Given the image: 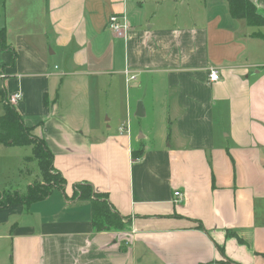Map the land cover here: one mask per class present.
<instances>
[{"label":"crops","instance_id":"obj_1","mask_svg":"<svg viewBox=\"0 0 264 264\" xmlns=\"http://www.w3.org/2000/svg\"><path fill=\"white\" fill-rule=\"evenodd\" d=\"M43 2L37 33L0 12V115L20 93L65 184L0 207V264H264V26L227 0ZM27 146L0 142V174ZM76 182L126 226L97 230Z\"/></svg>","mask_w":264,"mask_h":264},{"label":"trees","instance_id":"obj_2","mask_svg":"<svg viewBox=\"0 0 264 264\" xmlns=\"http://www.w3.org/2000/svg\"><path fill=\"white\" fill-rule=\"evenodd\" d=\"M227 4L233 17L244 19L251 26H264V14L256 9L251 0H227ZM252 35L264 39L262 32H253ZM3 107L4 112L0 115V142L4 145H31L33 154L25 159L35 158L39 175L34 181L29 182L22 192L0 190V207L14 203L28 206L32 202L44 200L52 189L63 190L65 179L59 170L54 169L53 155L46 148L43 139L31 135L13 104L4 101ZM132 156L136 157L134 151ZM72 193V198L90 202L91 222L97 230H118L126 226L127 221H124V217L110 208L106 193L96 191L89 182H76Z\"/></svg>","mask_w":264,"mask_h":264},{"label":"rangeland","instance_id":"obj_3","mask_svg":"<svg viewBox=\"0 0 264 264\" xmlns=\"http://www.w3.org/2000/svg\"><path fill=\"white\" fill-rule=\"evenodd\" d=\"M44 6L45 3L43 0H3L2 4H0V12H2V14L5 12L7 17L14 16V27H20L21 29L25 27V29H23L24 31L29 30L30 32H34L42 30L43 28V21L45 18ZM133 120L134 121L131 125H136V127H138L135 120L139 119L133 118ZM144 121V124H149L153 127L157 125V123L148 121L147 119H144ZM18 150L21 153H24V155L33 154V150L31 149L32 151H30L29 146L22 147V149ZM22 156L23 154H21V156L18 155L16 157V162L13 164L10 163L8 165L9 169L0 174V190H18L19 192H22L25 190L28 180L32 182L38 177L39 167L35 158H29L26 160L24 156ZM51 192H54V194H60V192L56 190H51Z\"/></svg>","mask_w":264,"mask_h":264},{"label":"built area","instance_id":"obj_4","mask_svg":"<svg viewBox=\"0 0 264 264\" xmlns=\"http://www.w3.org/2000/svg\"><path fill=\"white\" fill-rule=\"evenodd\" d=\"M124 15H117L115 13H112L111 16H109L108 20H107V27L109 28V30L113 31L115 34L117 35H123L126 32V24L124 23ZM208 74H207V78L208 81L210 82H216L219 78H220V70L219 68L210 66L207 69ZM131 78H133V76H131ZM21 97L20 93H14L11 95V97L8 98V103L9 104H14L16 101L19 100V98ZM125 127L120 126L119 130H122ZM180 192L178 190H176L174 192V196H179Z\"/></svg>","mask_w":264,"mask_h":264},{"label":"water","instance_id":"obj_5","mask_svg":"<svg viewBox=\"0 0 264 264\" xmlns=\"http://www.w3.org/2000/svg\"><path fill=\"white\" fill-rule=\"evenodd\" d=\"M135 114L137 116H142L144 114V108H143L142 102L138 103Z\"/></svg>","mask_w":264,"mask_h":264}]
</instances>
